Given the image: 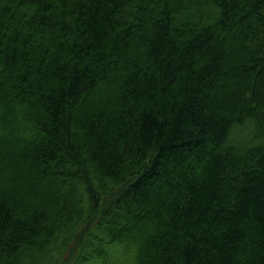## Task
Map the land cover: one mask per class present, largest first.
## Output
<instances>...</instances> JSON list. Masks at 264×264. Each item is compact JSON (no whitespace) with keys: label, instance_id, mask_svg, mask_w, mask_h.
I'll return each mask as SVG.
<instances>
[{"label":"trees","instance_id":"16d2710c","mask_svg":"<svg viewBox=\"0 0 264 264\" xmlns=\"http://www.w3.org/2000/svg\"><path fill=\"white\" fill-rule=\"evenodd\" d=\"M0 136V264H264V0H0Z\"/></svg>","mask_w":264,"mask_h":264},{"label":"rangeland","instance_id":"374dc122","mask_svg":"<svg viewBox=\"0 0 264 264\" xmlns=\"http://www.w3.org/2000/svg\"><path fill=\"white\" fill-rule=\"evenodd\" d=\"M16 127H17L16 124H13V125L3 124V131L4 132L2 133V137H6V138H12V137L19 138L20 136H19V134L16 131L17 130ZM135 216L136 217L137 216H140V214L139 213H136ZM128 219H129L128 222H129L130 225H135V224H136V226L138 225V223H137L138 221H136V223H134L132 221L133 218L131 219L130 217H128ZM125 225H127L126 222H125Z\"/></svg>","mask_w":264,"mask_h":264}]
</instances>
